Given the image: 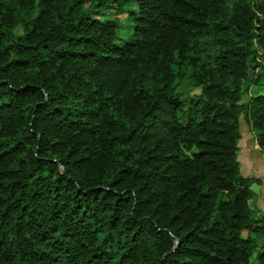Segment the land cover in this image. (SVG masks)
Segmentation results:
<instances>
[{
	"label": "trees",
	"instance_id": "obj_1",
	"mask_svg": "<svg viewBox=\"0 0 264 264\" xmlns=\"http://www.w3.org/2000/svg\"><path fill=\"white\" fill-rule=\"evenodd\" d=\"M242 114L264 0H0V264H264Z\"/></svg>",
	"mask_w": 264,
	"mask_h": 264
},
{
	"label": "rangeland",
	"instance_id": "obj_2",
	"mask_svg": "<svg viewBox=\"0 0 264 264\" xmlns=\"http://www.w3.org/2000/svg\"><path fill=\"white\" fill-rule=\"evenodd\" d=\"M112 11L115 9H111ZM109 17L114 16L111 12L108 14ZM118 19L122 23V27L119 28V34L121 37L128 38L130 33L132 32V28L130 26V21L127 20V13L126 12H120L118 14ZM17 32H21L22 29L21 27H18L16 29ZM257 90V87L255 85H251L249 89H246L243 93L242 100L241 102L243 103H248L251 99V96L255 95ZM240 129H241V139L239 141V152H238V159L241 161L242 164V171L245 170L244 167V157L245 155H251L252 153L255 152V150H260L259 147H256L257 140H256V130L253 128L252 123L250 120H248L244 114L241 116V124H240ZM258 148V149H257ZM248 167H252L250 164H246ZM255 177V176H253ZM254 188V185H253ZM251 264H258L256 257L254 256L252 258Z\"/></svg>",
	"mask_w": 264,
	"mask_h": 264
},
{
	"label": "crops",
	"instance_id": "obj_3",
	"mask_svg": "<svg viewBox=\"0 0 264 264\" xmlns=\"http://www.w3.org/2000/svg\"><path fill=\"white\" fill-rule=\"evenodd\" d=\"M256 147L260 148L259 144ZM246 164H250L252 167H248ZM244 167L245 170H243L242 173L245 176H255L261 179L260 182H254L252 184V188L254 185L253 189L256 192L253 203L260 212H264V152L260 150H255V152L251 155H245ZM242 169L243 168L241 164V170Z\"/></svg>",
	"mask_w": 264,
	"mask_h": 264
}]
</instances>
